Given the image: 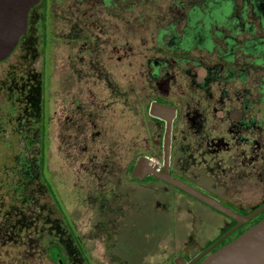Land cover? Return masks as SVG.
<instances>
[{
    "label": "rangeland",
    "instance_id": "obj_1",
    "mask_svg": "<svg viewBox=\"0 0 264 264\" xmlns=\"http://www.w3.org/2000/svg\"><path fill=\"white\" fill-rule=\"evenodd\" d=\"M44 25L35 8L0 62V101L20 103L18 164L31 202L6 209L14 221L0 217V243L28 229L20 237L35 251L27 264H56L52 244L63 264L196 256L229 220L162 182L127 180L139 151H153L148 158L160 164L154 121L142 126L139 116L154 98L185 104L191 141L203 112L215 118L207 159L197 163L183 135L173 151L180 171L200 176L187 184L238 213L264 201V122L256 114L264 110V0H50L46 38ZM44 73V169L83 255L37 176ZM5 106L4 117L12 109ZM215 153L216 172L208 165ZM9 259L1 262L15 264Z\"/></svg>",
    "mask_w": 264,
    "mask_h": 264
},
{
    "label": "water",
    "instance_id": "obj_2",
    "mask_svg": "<svg viewBox=\"0 0 264 264\" xmlns=\"http://www.w3.org/2000/svg\"><path fill=\"white\" fill-rule=\"evenodd\" d=\"M38 0H0V61L6 59L16 46L20 36L25 34L27 13ZM174 108L151 101L147 113L150 117L164 121L161 141V162H154L146 156H139L130 170V176L141 180L146 176L159 180L190 196L208 208L232 220L234 224L189 261L178 256L174 264H264V218L247 228L233 240L209 253L221 240L240 225L264 210V202L242 215L218 200L201 193L186 182L168 174L170 125ZM48 178V175L45 174ZM209 253V254H208Z\"/></svg>",
    "mask_w": 264,
    "mask_h": 264
},
{
    "label": "trees",
    "instance_id": "obj_3",
    "mask_svg": "<svg viewBox=\"0 0 264 264\" xmlns=\"http://www.w3.org/2000/svg\"><path fill=\"white\" fill-rule=\"evenodd\" d=\"M248 15H249L248 17H250V19L257 20V18L250 12V8H248ZM257 26H258V28H260L258 20H257ZM9 55H8V57H9ZM43 78H44V76H43ZM42 84H43V82H42ZM43 100H44V98H43V93H42L41 118L43 119V124L40 126L39 149H38L39 171H38L37 176H38L40 182L45 187V190L48 193L49 197L51 198L52 203L54 205V208L57 209L61 213L62 218H63L62 219L63 223L65 224L66 228L70 232L71 237L73 238L79 252L83 255V251H82V249H81V247L77 241V238L74 234V230L72 228V225H71L66 213L62 209L61 204H60V202H59V200L55 194V191L53 190V187H52L49 179L45 176V174H47V173L45 172V169H44V166H45V164H44V160H45L44 159L45 158V144H44L45 143V124H44V113H43ZM19 104L20 103H18V102H14L13 105L10 103H8V105H7L6 102L0 101V123L2 126L0 129V137H1L0 138V174H1L0 180H2V181H4V179L8 180L6 183L0 182V185L2 186L0 191L3 190L7 193V196H5V194H2L3 196L0 197V203L3 202L4 197H6L7 201H8L7 203L3 202V204L0 205V217H1V221L3 223H5V222L7 223L9 221L10 222L14 221V220L10 219L11 213L8 211V214H6V212H5L9 206L18 207V208H25V207H28V205L31 203L30 198H28V196L26 195L27 186L23 185L25 178H24L23 174L21 173L20 164H18V159L22 155L21 152L18 151V148H17L18 147L17 146V143H18L17 140H18L20 134L18 133V130L15 128L16 125L18 124V121L16 120V109H18ZM4 105H6L7 107L9 106V108H12L11 110L8 111V113L6 114L5 117L3 114V112L5 110L2 109ZM146 106H147V101L145 100V107ZM252 112H253V110H252ZM256 114L264 122V110L262 109V114H261L256 109ZM139 116L141 117L142 126H144L143 124L145 122H147V119L150 121L155 120V118L148 116L145 111L139 112ZM8 126H10V127H8ZM7 127L10 129L7 132V135H6L7 137L5 138V136H4L2 138L1 132H3L4 129H6ZM150 144H151L153 149H158V150L160 149L159 143L154 145V143L151 142ZM152 154H153V151L149 152V153H146L144 151L138 152V155H141V156L145 155L147 157L152 156ZM134 159H135V156H133L132 161ZM131 166H132V162L130 164H128V168L126 170V176H127V180L129 182H138V183L142 182L143 183V181L147 178V179H150L152 181L161 183V181L156 180V179L152 178L151 176H146L141 180L134 179L129 174ZM124 181H126V180H124ZM162 183H164V182H162ZM164 184H166V183H164ZM3 208H5V209H3ZM251 210H249L247 212L239 211V213L244 215V214L250 212ZM263 218H264V210L259 212L257 215H255L252 219H250L246 223L237 227L234 231H232L229 235H227L223 240H221L214 248H212L209 251V253L215 251L217 248H219L222 245L233 240L240 233H242L247 228L254 225L255 223H257L258 221H260ZM228 220H229V222H228V224L225 225L223 230L215 238L208 240L205 243L203 248L208 246L221 233H223L225 230H227L229 227H231L233 225L234 222L230 219H228ZM27 230L28 229H26L25 227L22 226L19 228V231L17 233L16 238H13V239L11 238L9 241L0 243V264H5L6 262L5 263H2V262L9 259V257H10L9 260L11 261V263H15V264H27L30 262V258H27V257H28V255L32 256L33 255L32 253H35V251L32 248L24 247V246H26V244L21 242V240H22L21 238H23L22 235H23V233H27L28 232ZM48 251H50V256L52 257V260L56 261V264H63V260H62L63 257H62L60 248L58 246L53 245V244L49 245ZM203 257H205V256H203Z\"/></svg>",
    "mask_w": 264,
    "mask_h": 264
},
{
    "label": "flooded vegetation",
    "instance_id": "obj_4",
    "mask_svg": "<svg viewBox=\"0 0 264 264\" xmlns=\"http://www.w3.org/2000/svg\"><path fill=\"white\" fill-rule=\"evenodd\" d=\"M35 8H38V14L40 15V22L42 21L45 24L44 25V32H45V38H46V35H47V20H48L49 14H50V0H38V2L29 9V11L27 13L26 30H27V26H28L30 17L32 15V12H33V10ZM25 34H26V31H25ZM45 47H46V45H45ZM43 79L44 80H43L42 93H43V98H44V100H43V113H44V124H45V121H46V101H45L46 100L45 99L46 98L45 97V92H46V73H44V78ZM151 101H155V102L163 104V105L171 106L175 110L174 116H173V118L171 120V125H170V145H169L168 174L171 175V176H174V177H176V178H178V179H180V180H182L184 182H186V180L187 181H191L192 178L194 180L198 179L200 177L199 175L197 177L193 176L191 178L189 175H186L182 171H180L179 168L177 166H175L176 164L174 165V163H172V154H173L174 149H177V147H179V143H181L180 135H183L184 137L187 136L188 139L190 138L189 141H188V143H189L188 148L189 149H193V152L191 153V155L192 154L194 155V153H195L196 157L198 156L200 158V159H198L197 163L201 162L202 157L207 159L209 157V151L208 150L212 149L213 140L217 137V132L215 131V128L212 126L213 125L212 122H214L215 118L211 114H208L209 115V120L207 122L208 115H207L206 112H203L202 117L205 118V119H204V123H202V129L198 130V131H196V133H194L195 137L193 136L194 138H192V141H191V135H188L189 134V130H190L189 126H187V122H185V120H184L185 118L183 119L182 116H181V113H182V110H183L182 108L185 107V104L181 106V105H179L176 102H172L171 100L160 99V98H154ZM134 106H136V105H134ZM205 106L209 107L208 105H205ZM147 110H148V108H147ZM147 115H148V113H147ZM153 121H152L154 123L153 131L158 135L157 136L158 138L156 139V144H158V143L160 144V149L159 150H160V153H161V141H162V134H163V131H164V121L156 119V118ZM208 123H209V125H207ZM208 126H210L211 128H208ZM219 134H221V132ZM212 135H214V137ZM221 136H222V134H221ZM220 138L222 140L225 139L224 137L223 138L220 137ZM207 139L210 140L209 143L208 144L206 143L205 145H203L202 142L207 140ZM223 141L225 142L226 146H228L226 148V150H228V151H226L225 153H229V140H223ZM216 156H217L216 153L214 155L210 156V162H209L208 165H211V161H214V162L217 161V159H216L217 157ZM160 162H161V160H160ZM216 165H217V163H215L214 166L211 165V170L214 171V172H216V167H217ZM215 175L216 174L213 173V177ZM202 176H207V174H205V175L202 174ZM201 259H199L197 262H199ZM187 261H189V260H185V262H187Z\"/></svg>",
    "mask_w": 264,
    "mask_h": 264
}]
</instances>
